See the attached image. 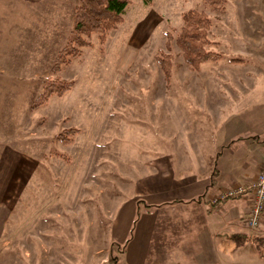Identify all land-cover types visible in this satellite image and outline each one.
<instances>
[{
	"label": "rangeland",
	"instance_id": "rangeland-1",
	"mask_svg": "<svg viewBox=\"0 0 264 264\" xmlns=\"http://www.w3.org/2000/svg\"><path fill=\"white\" fill-rule=\"evenodd\" d=\"M76 4L0 0V264H97L99 250L131 235L133 176L154 156L144 146L188 126L204 144L199 153L210 155L220 124L207 116L209 105H227L226 115L264 99V0H225L218 11L203 0H130L102 43L92 34L80 57L52 72ZM189 9L210 17L216 44L209 48L225 56L198 70L184 64L174 42L165 48V33L175 37ZM238 39L259 47L239 49ZM160 50L171 55L167 74L156 61ZM232 55L248 60L231 63ZM48 78L74 85L30 111ZM253 110L245 125L264 132V104ZM70 127L78 131L63 144L56 136ZM227 131L231 138L244 132L235 119ZM118 246L109 252L119 254ZM231 250L234 258L257 247L232 242Z\"/></svg>",
	"mask_w": 264,
	"mask_h": 264
},
{
	"label": "crops",
	"instance_id": "crops-1",
	"mask_svg": "<svg viewBox=\"0 0 264 264\" xmlns=\"http://www.w3.org/2000/svg\"><path fill=\"white\" fill-rule=\"evenodd\" d=\"M237 32L230 31L228 35ZM243 33L241 30L240 35ZM245 34L249 36V32ZM247 41L252 47L256 46L254 41ZM238 42L239 49H250V44L241 39ZM243 57L247 62L248 57ZM261 104L264 99L254 100L247 107L243 106L244 109L226 112V115L227 105L215 106L219 109H211L209 105L207 116L216 120L221 128L213 134L210 155L199 153L204 144L190 132V127L168 129L164 124L163 139H167L168 129L169 141L144 146L154 151V156L137 163L138 171L133 176L132 204L137 207L138 215L131 235L125 243L124 238L114 242L104 253L99 250L101 256L97 254V264L107 259L109 250L121 244L123 247L116 254L121 264H264V256H260L258 250L252 255L230 258L234 236L245 237L242 246L253 243L256 237H264V214L259 225L253 228L246 223L252 203L249 198L227 199L218 205L211 201L222 189L254 179L264 163V132L255 126H246L248 121L243 120L252 118V114H256L252 113L253 108ZM233 119L244 130L237 138H231L227 131ZM232 147L241 155L238 160L231 158ZM214 167L218 173L210 184Z\"/></svg>",
	"mask_w": 264,
	"mask_h": 264
},
{
	"label": "trees",
	"instance_id": "trees-1",
	"mask_svg": "<svg viewBox=\"0 0 264 264\" xmlns=\"http://www.w3.org/2000/svg\"><path fill=\"white\" fill-rule=\"evenodd\" d=\"M130 0H77L72 13L71 27L64 45L57 51L52 72H57L62 66L69 65L75 58L80 57L82 48L90 46L88 38L92 34H98L99 40L104 41L107 31L113 29L123 20V14ZM203 3L213 10H220L225 0H203ZM182 27L175 37L170 32L165 33V48L169 50L174 42L179 49L181 58L190 69L198 70L201 64L208 61H217L225 56L221 52L213 51L209 47L216 44L209 38L208 31L211 26L210 17L203 11L189 9L182 13ZM156 61L164 74L168 73L171 66V55L162 50L158 52ZM231 63H242V56H229ZM74 85L73 80L45 79L41 91L35 96L29 105V110H35L45 105L48 99L56 95H64ZM78 131L74 127L63 129L56 138L63 144L72 143V136ZM214 167L210 175V184H213L217 176ZM243 197V196H242ZM243 235L234 236L236 245L244 243ZM253 242L260 256H264V237H256ZM100 264H121L116 254L108 253L107 259Z\"/></svg>",
	"mask_w": 264,
	"mask_h": 264
},
{
	"label": "built area",
	"instance_id": "built-area-1",
	"mask_svg": "<svg viewBox=\"0 0 264 264\" xmlns=\"http://www.w3.org/2000/svg\"><path fill=\"white\" fill-rule=\"evenodd\" d=\"M247 197L251 200V207L246 217L250 227H257L264 214V163H262L254 179L246 183H237L222 189L212 198L214 205L227 199Z\"/></svg>",
	"mask_w": 264,
	"mask_h": 264
}]
</instances>
